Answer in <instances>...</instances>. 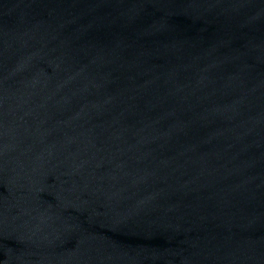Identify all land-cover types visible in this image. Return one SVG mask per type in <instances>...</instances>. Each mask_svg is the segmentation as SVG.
Masks as SVG:
<instances>
[{"label": "water", "instance_id": "obj_1", "mask_svg": "<svg viewBox=\"0 0 264 264\" xmlns=\"http://www.w3.org/2000/svg\"><path fill=\"white\" fill-rule=\"evenodd\" d=\"M0 264H264V0H0Z\"/></svg>", "mask_w": 264, "mask_h": 264}]
</instances>
